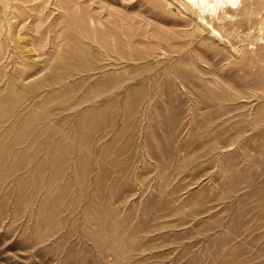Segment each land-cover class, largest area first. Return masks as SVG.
<instances>
[{
    "label": "rangeland",
    "instance_id": "1",
    "mask_svg": "<svg viewBox=\"0 0 264 264\" xmlns=\"http://www.w3.org/2000/svg\"><path fill=\"white\" fill-rule=\"evenodd\" d=\"M240 1L0 0V264H264V0Z\"/></svg>",
    "mask_w": 264,
    "mask_h": 264
},
{
    "label": "bare ground",
    "instance_id": "2",
    "mask_svg": "<svg viewBox=\"0 0 264 264\" xmlns=\"http://www.w3.org/2000/svg\"><path fill=\"white\" fill-rule=\"evenodd\" d=\"M180 1H182L183 3H185L187 6L193 8L194 10H196L197 12H199L200 14H202L203 16L207 14L210 17V16H215L218 13V11H220V10H222L225 13L227 11H233V12L236 13L238 11V7L236 5L238 4V1L239 0H180ZM248 2H249V0H248ZM251 2H252V0H251ZM239 3L244 4V3H242V0ZM241 6H243V5H241ZM239 13H241V12H239ZM239 13H238V15H240ZM247 14H248V12H247ZM240 16H242V15H240ZM244 18L246 19L247 17L244 16ZM247 21H248V19H247Z\"/></svg>",
    "mask_w": 264,
    "mask_h": 264
}]
</instances>
